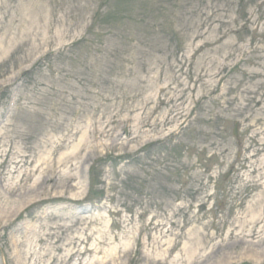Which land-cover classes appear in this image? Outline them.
<instances>
[{"label": "rangeland", "instance_id": "obj_1", "mask_svg": "<svg viewBox=\"0 0 264 264\" xmlns=\"http://www.w3.org/2000/svg\"><path fill=\"white\" fill-rule=\"evenodd\" d=\"M262 92L264 0H0V264H264Z\"/></svg>", "mask_w": 264, "mask_h": 264}, {"label": "bare ground", "instance_id": "obj_2", "mask_svg": "<svg viewBox=\"0 0 264 264\" xmlns=\"http://www.w3.org/2000/svg\"><path fill=\"white\" fill-rule=\"evenodd\" d=\"M257 92V91H256ZM264 96V92H262V97ZM260 150H264V142L260 143ZM262 172V171H261ZM261 175L264 177V173L262 172ZM246 186L250 187L251 189H254V187L257 186V183L249 182L246 184ZM264 209V196H262L259 201L256 203V207L252 208L250 207L249 210H253L252 216L250 219H246L244 221L243 225L248 232L247 235L255 236L259 235L260 231L257 229V226L260 223L264 222V217L262 216V210Z\"/></svg>", "mask_w": 264, "mask_h": 264}]
</instances>
